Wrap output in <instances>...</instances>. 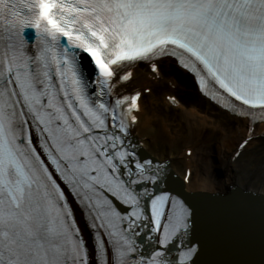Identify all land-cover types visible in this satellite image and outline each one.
<instances>
[{"label":"snow or ice","instance_id":"obj_1","mask_svg":"<svg viewBox=\"0 0 264 264\" xmlns=\"http://www.w3.org/2000/svg\"><path fill=\"white\" fill-rule=\"evenodd\" d=\"M165 62L246 125L240 164L264 124V0H0V264H264V191L186 190L133 134L124 85Z\"/></svg>","mask_w":264,"mask_h":264},{"label":"bare ground","instance_id":"obj_2","mask_svg":"<svg viewBox=\"0 0 264 264\" xmlns=\"http://www.w3.org/2000/svg\"><path fill=\"white\" fill-rule=\"evenodd\" d=\"M161 83H166V88L162 89L164 93L167 92L165 95H175L177 97L179 95L178 89H181L183 93L177 97L179 103H176V107L182 108L188 115L190 113L195 115L200 126L203 127L206 124L214 129H219L222 137L215 149L218 154L212 162L211 171L205 159L203 164L199 166L192 163L196 152L192 151L190 157L185 155L188 147L175 141L172 129L167 126L164 120L158 118L161 120L156 121V118H154L156 116V105L153 104L152 106L150 104L152 103L150 102L151 99H147L148 96L142 95L140 101L142 106L141 120L134 127V131L137 138L143 142L147 152L158 157H168L171 161L173 173L181 180L186 190L224 192L238 185L254 192L264 191V172H262L261 167L264 163L262 161V155H264V134H262L264 133V126H257L256 139L244 153L240 164H237L232 157L239 142L247 134L246 125L238 119L228 116L192 91L191 84H193L196 91L193 79L171 65L170 62H165L163 75L159 77L145 66H137L134 70V77L126 84V89L128 91L140 90L144 92L148 88L151 89L150 94L152 96L157 95L155 94L158 93L156 87ZM166 102L171 106L169 101L166 100ZM190 128L191 126L188 124L187 129L189 131ZM233 138L237 139L234 144L231 143ZM225 150L227 154L224 157L223 152ZM181 151L182 155H180ZM198 154L200 155L201 152L198 151ZM216 166L219 169L217 175L213 173ZM186 168L190 171L187 182L183 181Z\"/></svg>","mask_w":264,"mask_h":264},{"label":"rangeland","instance_id":"obj_3","mask_svg":"<svg viewBox=\"0 0 264 264\" xmlns=\"http://www.w3.org/2000/svg\"><path fill=\"white\" fill-rule=\"evenodd\" d=\"M165 72V71H164ZM184 73V72H183ZM192 85V91L197 93L194 90V86ZM166 88V83H161L156 87V90H158V93H155L157 95H152L150 92H142V95L148 96L147 99H151L150 104H155L156 109V121L164 120V122L167 124L169 128L172 129V135L174 136L175 141H177L179 144L191 148L193 152H196L194 159L192 160V163H196V165L203 164L204 159L206 162H208L209 170L212 169V162L216 158L217 150L216 147L220 142V139L222 137V133L219 129H214L210 125L204 124V126H200L199 123L196 121L195 115L191 114L190 116L186 114L187 112L184 111L182 108L176 107V106H170L166 102L165 94L167 92H163L162 89ZM148 89V88H147ZM179 90V95L183 93L181 89ZM198 94V93H197ZM179 95L177 97H179ZM149 108V106H148ZM150 115V113H149ZM154 115V114H153ZM159 116V117H158ZM161 118V119H158ZM188 124H190L191 128L190 131L187 129ZM237 139L233 138L231 141L232 144L236 143ZM231 146V144H230ZM198 151L201 152V154H198ZM204 153V155H202ZM226 150L223 152V156L226 155ZM182 155V151L181 154ZM190 157V156H187ZM218 167L216 166V169L213 171L215 175L218 174Z\"/></svg>","mask_w":264,"mask_h":264}]
</instances>
